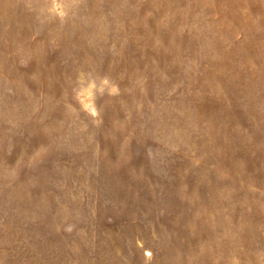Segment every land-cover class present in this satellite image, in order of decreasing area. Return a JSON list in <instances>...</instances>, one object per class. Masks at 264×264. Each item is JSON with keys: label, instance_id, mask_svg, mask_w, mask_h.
<instances>
[{"label": "rangeland", "instance_id": "374dc122", "mask_svg": "<svg viewBox=\"0 0 264 264\" xmlns=\"http://www.w3.org/2000/svg\"><path fill=\"white\" fill-rule=\"evenodd\" d=\"M0 264H264V0H0Z\"/></svg>", "mask_w": 264, "mask_h": 264}]
</instances>
